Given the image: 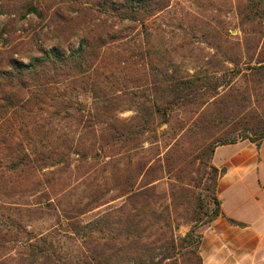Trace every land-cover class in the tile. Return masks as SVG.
<instances>
[{
	"label": "trees",
	"instance_id": "16d2710c",
	"mask_svg": "<svg viewBox=\"0 0 264 264\" xmlns=\"http://www.w3.org/2000/svg\"><path fill=\"white\" fill-rule=\"evenodd\" d=\"M170 2L0 0V17L19 21L36 16L56 40L55 46L45 49L31 39L23 50L0 35V189L23 184L25 196L35 198L30 206L67 190L68 182L55 168L69 167L73 153L80 162L88 155V149L58 132L69 121L76 131L104 125L99 152L108 158L110 179L122 183L121 204L96 220L82 224L65 217L68 234L80 241L82 249L75 260L61 255L48 235L30 232L23 221L8 216L9 225L0 232L25 251L20 264H202L199 251L205 227L218 218L244 227L221 211L216 188L224 169H217L212 157L218 146L248 141L259 148L264 138V47L255 57L245 56L241 67L240 56L217 62L238 68L228 80L208 70L170 69L174 66L170 58L164 61L159 56L165 42L155 26ZM260 5L259 0H246L240 16L243 24L257 25L264 32ZM114 19L129 26L115 29L110 21ZM73 38L77 47L71 49ZM213 59L209 57L207 64ZM240 74L246 77L242 90L232 79ZM123 95L126 101L120 100ZM83 96L91 99L87 110ZM120 106L121 111L135 113L128 124H120ZM212 108L226 111L208 114ZM184 109L198 116L167 137L163 165L160 160L150 167V162H138L143 181H133L128 174L131 160L120 158L123 152L137 149L136 141L156 118L157 126L168 125L172 115ZM45 169L47 175L42 174ZM163 173L171 176L169 184L160 183ZM96 200L90 210L98 208L93 206ZM181 227L187 228L184 234H178ZM86 245L95 246L87 250Z\"/></svg>",
	"mask_w": 264,
	"mask_h": 264
},
{
	"label": "rangeland",
	"instance_id": "374dc122",
	"mask_svg": "<svg viewBox=\"0 0 264 264\" xmlns=\"http://www.w3.org/2000/svg\"><path fill=\"white\" fill-rule=\"evenodd\" d=\"M259 1L261 8L264 9V0ZM245 2L246 0H171L170 7L159 15L155 23V26L162 30V43L165 42V45L163 44L164 46L158 50L159 56L164 58V61L165 58H170V64H174V66H170V69L175 67L182 73L186 70H208L214 72L218 79L228 80L232 75L231 71L235 72L238 68L223 65L221 62L217 64V62L226 56H240L242 58L241 67L245 56L247 58L255 57L264 47L263 30L257 25L241 22L240 15L244 11ZM110 21L111 24L115 25V29L120 30L129 26L126 22L117 19ZM192 29L194 30L192 31ZM38 34L39 36H37ZM0 35L10 39L12 44H19L23 50L28 47L27 43L31 39L36 40L37 44L45 49L56 44L51 32L45 27V21L42 22L32 15L19 21H12L5 15L1 16ZM212 46L213 48H211ZM75 47H77V39L73 38L70 48ZM27 53L35 54L31 51H27ZM212 56H214L213 62L207 64L208 58ZM192 58L195 60H191ZM155 60L157 61L156 56ZM147 61L145 60V62ZM242 76L244 75L240 74L232 78L235 79V86L241 90L245 86L244 80L246 78ZM254 87L256 89L257 86ZM134 90L136 91L133 93L136 94L142 92L137 91V89ZM145 94L148 95L146 92ZM249 94H253V86L251 85H249ZM149 97L151 99L153 95H149ZM81 100L86 105L87 110L91 106V99L83 96ZM120 100L126 101L127 97L124 96ZM121 107L118 118L120 124L125 125L129 123L135 113L130 110L121 111ZM218 110L212 108L208 114L218 112ZM219 111L225 112L226 110L222 111L221 108ZM236 111L237 109L235 113H237ZM172 116L168 125L160 123L157 126L159 120L156 118L149 130L141 134L140 139L136 141L138 143L137 149L123 152L126 154L120 158L124 157L125 160H131L128 174L133 181L137 179L143 181V178L138 176V162H150L148 164L150 167L158 164L157 161L160 160V164L163 165V158H165L169 148L166 145L167 137L178 132L179 125L182 126L185 121L190 118L195 119L198 115L190 114V110L184 109L176 111ZM103 128V124H96L91 128L76 131L77 127L73 122L62 123L58 132L61 135L67 134L75 143L88 149L85 151L88 154L87 161L80 162L79 155L73 153L71 155L73 161L69 167L59 166L55 168L56 174L68 182L67 190L60 192L57 196H51L50 201L40 199L42 203L38 206L28 205L31 202L30 199L33 201L35 198L25 196L24 189L26 187L24 188L23 184L14 189L15 192L13 187L11 190L9 188L8 190L0 189V230H4L6 225H9L8 216L23 221L28 231L48 235L56 244L55 246L59 248L61 255L66 254L68 255L67 259L75 260L82 249L79 245L80 241L68 234L69 222L65 217L77 223H89L108 208L119 206L123 200L120 198L122 183L118 185L110 179V165L109 163L105 164L108 158L105 157L103 151L99 152L98 141ZM205 134L210 133L206 132ZM231 151L230 146L221 148L217 152L216 160L224 159L225 155L227 156ZM108 153L112 155L110 150ZM48 171L49 169H45L42 174L47 175ZM157 175L161 176V174ZM161 177L163 178L161 184L170 183L171 176H166L163 173ZM93 192L95 193L92 194ZM233 193V191L227 192L226 190L220 193L226 212L233 209L234 205H232L231 200L235 196ZM230 196L231 198H229ZM94 199H97V204H93V206H99L90 210L91 203L95 202ZM212 224L202 230L203 239L199 251L202 261L205 260L206 264H233L232 257H236V259L244 257L245 250L242 247L245 243L244 235L236 233L228 236L227 233L225 234ZM186 230V227H181L178 234H184ZM108 233L110 235L109 231ZM94 236L100 237L98 234H94ZM106 242L108 245L113 244L110 238H107ZM216 245L218 247H215ZM94 246L86 245V248L87 250L93 249ZM219 246H222L221 249ZM24 255L25 251L22 250L21 245H14L9 242V238L4 237L3 233L0 232V264H20L19 261Z\"/></svg>",
	"mask_w": 264,
	"mask_h": 264
},
{
	"label": "crops",
	"instance_id": "0c3cea01",
	"mask_svg": "<svg viewBox=\"0 0 264 264\" xmlns=\"http://www.w3.org/2000/svg\"><path fill=\"white\" fill-rule=\"evenodd\" d=\"M226 146H230L232 151L224 159L216 160L217 152ZM212 164L219 170L224 169L216 188L222 213L244 224V227L231 226L225 218H218L212 225L228 236L244 235L242 247L245 255L237 259L232 257L233 264H264V138L259 148L248 141L218 146L214 150ZM225 190L233 191L235 195L229 197L234 206L227 212L220 198V193ZM202 264H206L205 260Z\"/></svg>",
	"mask_w": 264,
	"mask_h": 264
}]
</instances>
